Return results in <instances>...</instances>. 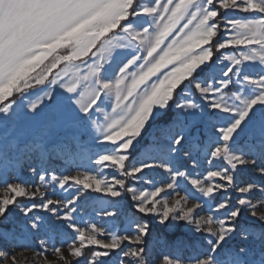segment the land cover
<instances>
[{"label":"snow or ice","instance_id":"1","mask_svg":"<svg viewBox=\"0 0 264 264\" xmlns=\"http://www.w3.org/2000/svg\"><path fill=\"white\" fill-rule=\"evenodd\" d=\"M0 264H264V0H0Z\"/></svg>","mask_w":264,"mask_h":264},{"label":"rangeland","instance_id":"2","mask_svg":"<svg viewBox=\"0 0 264 264\" xmlns=\"http://www.w3.org/2000/svg\"><path fill=\"white\" fill-rule=\"evenodd\" d=\"M55 71L56 70L54 69L53 72H55ZM82 213H83V210H82ZM92 214H93L92 208L89 207L88 210H87V213L85 214V219H88Z\"/></svg>","mask_w":264,"mask_h":264}]
</instances>
